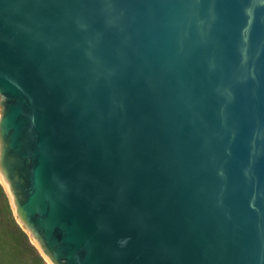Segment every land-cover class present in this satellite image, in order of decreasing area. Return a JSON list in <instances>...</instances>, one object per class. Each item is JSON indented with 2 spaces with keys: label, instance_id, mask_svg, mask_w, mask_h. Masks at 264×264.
Masks as SVG:
<instances>
[{
  "label": "water",
  "instance_id": "1",
  "mask_svg": "<svg viewBox=\"0 0 264 264\" xmlns=\"http://www.w3.org/2000/svg\"><path fill=\"white\" fill-rule=\"evenodd\" d=\"M0 184L47 264H264V0H0Z\"/></svg>",
  "mask_w": 264,
  "mask_h": 264
},
{
  "label": "trees",
  "instance_id": "2",
  "mask_svg": "<svg viewBox=\"0 0 264 264\" xmlns=\"http://www.w3.org/2000/svg\"><path fill=\"white\" fill-rule=\"evenodd\" d=\"M0 264H47L15 220L1 184Z\"/></svg>",
  "mask_w": 264,
  "mask_h": 264
}]
</instances>
